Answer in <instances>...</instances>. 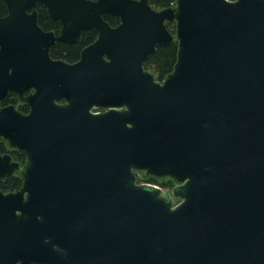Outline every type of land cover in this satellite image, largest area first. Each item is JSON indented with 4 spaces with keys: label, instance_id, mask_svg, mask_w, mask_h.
<instances>
[{
    "label": "water",
    "instance_id": "obj_1",
    "mask_svg": "<svg viewBox=\"0 0 264 264\" xmlns=\"http://www.w3.org/2000/svg\"><path fill=\"white\" fill-rule=\"evenodd\" d=\"M4 1L0 101L30 109L0 106L26 155L0 151L23 179L0 189V264H264V0ZM88 28L77 61L51 56ZM175 38L159 80L144 61Z\"/></svg>",
    "mask_w": 264,
    "mask_h": 264
},
{
    "label": "trees",
    "instance_id": "obj_2",
    "mask_svg": "<svg viewBox=\"0 0 264 264\" xmlns=\"http://www.w3.org/2000/svg\"><path fill=\"white\" fill-rule=\"evenodd\" d=\"M176 0H151L153 7L157 9L165 8L173 5ZM38 12V23L45 30H54L56 33H59L61 30V22L59 20H54L49 12L47 7L44 4H37ZM8 7L4 0H0V17L7 15ZM105 19L113 26H116L120 23V18L106 13L104 14ZM175 22H167V27L171 32H175ZM98 30L95 28L85 29L80 38L73 42L67 43L64 41H56L55 44L50 49V54L53 58H61L69 62L77 61L80 56L83 48L88 44L92 43L98 37ZM178 53V40L175 38L169 44L157 45L156 50L151 53L148 58L144 61V66L147 69L154 71L157 79L162 80L168 73H170L174 64L177 60ZM14 101L15 104L18 103L17 94L12 92L8 98V101ZM17 107L27 112L29 107L25 103L16 104ZM0 151L2 153H9L12 155L13 160H16L20 163H24L26 160V155L18 151L17 149L10 146L7 140L3 139L0 141ZM147 182H151L161 186L164 189H170L175 186L172 179L168 180H159V179H145ZM23 179L22 176L18 173H11L4 178H0V189L7 191H14L19 189L22 186ZM178 199V198H176ZM179 200V199H178Z\"/></svg>",
    "mask_w": 264,
    "mask_h": 264
},
{
    "label": "flooded vegetation",
    "instance_id": "obj_3",
    "mask_svg": "<svg viewBox=\"0 0 264 264\" xmlns=\"http://www.w3.org/2000/svg\"><path fill=\"white\" fill-rule=\"evenodd\" d=\"M5 16V15H4ZM2 17V16H1ZM12 92H14V93H16L15 91H11L10 92V94L12 93ZM26 93H28V92H26ZM10 94H9V96H10ZM17 94V98H18V103H20V102H22V103H25V104H27L26 102H24V101H22L21 99H20V95L18 94V93H16ZM9 96L5 99V100H2V101H0V106L1 107H4V106H7V105H15L16 107H17V105L16 104H18V103H16L15 104V102L14 101H8V98H9ZM27 106L29 107V109H30V106H29V104H27ZM18 108V107H17ZM19 109V108H18ZM20 110V109H19ZM97 110H103V109H97ZM29 111V110H28ZM4 138L3 137H0V141L1 140H3ZM6 140V139H5ZM9 143V142H8ZM11 146V145H10ZM12 147V146H11ZM14 148V147H13ZM159 179V180H162L163 179V177H155V176H144L143 174H141L140 175V178H139V181L140 182H143V181H141V180H145V179ZM166 179L168 180V179H172L171 177H168V176H166ZM173 180V182H174V184L176 185V181L174 180V179H172ZM172 188H170V189H168V190H171ZM32 264H38V263H32Z\"/></svg>",
    "mask_w": 264,
    "mask_h": 264
},
{
    "label": "rangeland",
    "instance_id": "obj_4",
    "mask_svg": "<svg viewBox=\"0 0 264 264\" xmlns=\"http://www.w3.org/2000/svg\"><path fill=\"white\" fill-rule=\"evenodd\" d=\"M162 180H167L166 179V177H163V179ZM141 181H145V180H141ZM179 200L178 199H176V202H178Z\"/></svg>",
    "mask_w": 264,
    "mask_h": 264
}]
</instances>
